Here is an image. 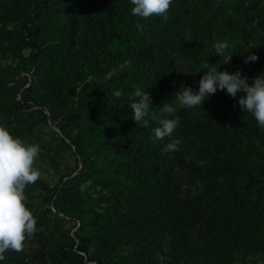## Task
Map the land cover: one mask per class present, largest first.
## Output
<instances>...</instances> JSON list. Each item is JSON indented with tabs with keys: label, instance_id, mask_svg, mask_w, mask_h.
Segmentation results:
<instances>
[{
	"label": "trees",
	"instance_id": "trees-1",
	"mask_svg": "<svg viewBox=\"0 0 264 264\" xmlns=\"http://www.w3.org/2000/svg\"><path fill=\"white\" fill-rule=\"evenodd\" d=\"M99 1L0 0V53L21 58L17 74L27 71L37 77L28 88L34 103L49 106L57 126L82 158L83 166L65 183L57 204L81 222L76 231L79 250L100 264H154L156 246H163L166 234L186 218L220 237L218 249L199 254L195 248L184 264H230L240 252L255 247L264 254V130L255 125L247 140L239 139L231 120L241 114V93L233 98L226 89L217 90L219 106L210 105L205 112L218 114V121H208L198 107H178L174 95L182 86L199 88L207 71L203 64L220 71L239 70L246 76V69L256 68L259 61L245 63L253 53L228 44L223 55L232 52L233 71L224 59L209 55L203 41H188L178 17L180 0L173 1L166 20L132 16L130 0L98 8ZM243 1H197V12L188 20L192 27L208 29L223 23L229 28ZM221 8L230 11L222 15ZM80 10L88 20L91 13L101 23L95 24L90 38ZM25 48L30 49L29 55H24ZM123 56L137 60L132 69L84 89L77 98L62 77L78 72L95 77ZM0 76H4L1 71ZM6 84L1 77L0 90L9 93ZM137 87L151 96L149 114L159 117L164 102L176 109L167 117L179 118L171 137L153 139L152 129L160 126L157 122L147 128L130 122L133 109L128 97ZM116 91L121 92L119 98L113 95ZM84 111L91 117L90 124L83 122ZM0 124L7 126V121ZM177 138L181 143L171 152L174 163L188 172L195 186L183 187L167 160L170 152L164 148ZM144 161L150 162L148 170L136 174L135 164ZM86 180L107 193L96 197L82 192L77 184ZM42 186L50 190L48 183ZM98 207L103 211L98 212ZM62 253H54L58 264L63 263ZM74 254L75 263L84 264V256Z\"/></svg>",
	"mask_w": 264,
	"mask_h": 264
},
{
	"label": "rangeland",
	"instance_id": "rangeland-1",
	"mask_svg": "<svg viewBox=\"0 0 264 264\" xmlns=\"http://www.w3.org/2000/svg\"><path fill=\"white\" fill-rule=\"evenodd\" d=\"M117 1L127 0H100L98 8L102 5L104 7L110 6ZM197 1L203 3L202 0H180L178 6V17L183 27V33H186V39L188 41L195 39L203 41L207 45V53L215 59H224L227 67L233 71H235L236 63L233 60L232 52L227 51L225 56L216 54L215 43L227 42L240 48L245 54L247 52L255 54L259 57V65L256 68L249 67L247 70L244 65H241L242 69H246L245 75L249 78V84L254 83V78L264 73V0H244L234 12L231 27L228 28L222 23L208 29L204 25L198 24L192 27L190 20H188L197 12V10L194 11ZM220 11L223 15L230 9L221 8ZM80 17L84 18V28L87 26L86 34L87 38H90L96 31L95 24L101 23L95 21L91 13L88 20L82 10H80ZM23 53L29 55L30 49L25 48ZM136 62L137 60L134 58L123 56L111 61L108 64L109 66L106 65L105 70L100 71L99 75L95 77L85 76L82 72L71 76L64 73L62 77L67 80L70 91H74L76 93L75 98H77L78 94L88 87L111 78L117 79L118 76L132 69ZM21 63L20 57L0 53V71L2 75L4 74L0 78H6V86L9 91V93H6L5 89L0 90V105L4 110L0 114V121H7L5 127L14 137L20 138L26 143L38 144L40 147V153L35 162V167L41 173L40 178L35 184L29 185L25 189L26 205L37 220V230L26 239L22 252H7L6 259L0 261V264H58L54 253H62L64 247L65 254L62 253L64 255L62 264H81L79 261L75 263L76 256L74 253L84 256V264H100L95 258L91 260L89 253L79 250L81 240L77 237L76 231L81 223L80 220L77 217H70L63 213L57 206L65 183L83 166L82 158L76 153L71 138L57 126L49 106L34 103L32 98L34 93H29L28 88L37 77H34L32 72L27 71L17 74V67ZM209 66L212 67L210 64ZM250 71H252V74H249ZM198 90L199 88L194 89V91ZM217 95H219V92L207 97L202 106H197L198 109L203 110V115L209 118L208 121L211 119L219 120L218 114H206L205 112L210 105L219 106ZM238 107L240 109V106ZM83 113V122L90 124L91 117L88 116L89 113L87 111ZM152 115L149 114L147 119L149 124L156 126L158 122L151 119ZM130 119V122L134 123L131 117ZM172 119L176 118L172 117ZM156 122L157 124H155ZM232 124L236 126L239 132V139L244 141L248 139V135L253 127L257 125V121L252 114L241 110L240 116L232 118ZM189 158L194 159L195 156L189 154ZM167 160L174 168L178 181L181 182L183 187L184 185L189 187V183L194 185L190 181L191 177L188 172L176 166L171 152L167 155ZM129 161L131 160L129 159ZM149 166L150 162L148 161L135 164L136 174H144ZM127 168L130 167L127 166ZM44 182L49 184L50 190L42 186ZM77 186L80 187L82 192H88L96 197L107 193L100 185H94L87 180L79 182ZM104 204L105 202H102V205ZM97 211L103 210L98 207ZM167 227L171 228L173 224L170 226L168 223ZM219 237L216 231L203 230L200 224L189 223L186 218L181 219L176 227L166 234L164 245L156 246L154 264H184L188 262L189 251H193L195 248L199 254L212 253V251L219 248ZM70 247H73L74 250H70ZM172 254L174 255L172 256ZM237 257L230 264H264V254L260 252L259 247H255L248 252H240Z\"/></svg>",
	"mask_w": 264,
	"mask_h": 264
},
{
	"label": "clouds",
	"instance_id": "clouds-1",
	"mask_svg": "<svg viewBox=\"0 0 264 264\" xmlns=\"http://www.w3.org/2000/svg\"><path fill=\"white\" fill-rule=\"evenodd\" d=\"M132 5L131 15L144 20L152 16H163L167 19V13L173 0H130ZM137 28L142 30L141 25ZM229 47L227 42H217L214 45L216 54L222 56ZM256 55H248L245 63L257 61ZM204 74L199 80V90L194 91L191 87L182 86L174 93L176 104L180 108H194L202 106L203 101L217 92L225 90L227 94L235 98L241 93L238 104L244 112L252 114L257 121V126L264 130V73L254 78V83L249 84L248 77L243 76L241 71H220L209 64L203 65ZM113 95L121 96L120 91ZM132 101L129 105L133 109V120L137 125L147 128L149 126V109L151 96L136 88L134 94L128 97ZM176 109L168 104L161 105L160 116H151L160 126L152 129L154 140H162L171 137L179 124V118H167ZM180 139H172L165 146L164 152L178 150ZM40 147L35 143H26L20 138L14 137L7 127L0 124V261L6 259V253L13 251L20 253L24 250L25 241L32 236L37 228V220L33 212L27 207L25 189L35 184L40 178V170L35 167L39 156Z\"/></svg>",
	"mask_w": 264,
	"mask_h": 264
}]
</instances>
